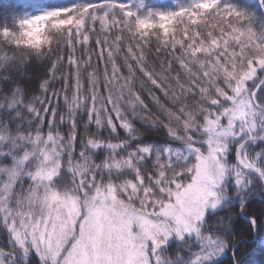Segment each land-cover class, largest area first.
Returning a JSON list of instances; mask_svg holds the SVG:
<instances>
[{
	"label": "snow or ice",
	"instance_id": "obj_1",
	"mask_svg": "<svg viewBox=\"0 0 264 264\" xmlns=\"http://www.w3.org/2000/svg\"><path fill=\"white\" fill-rule=\"evenodd\" d=\"M9 10L14 22L0 25L9 73L0 75V264H264V0H190L170 12L144 0H13ZM54 33L73 52L104 34V92L95 70L84 88L69 56L71 95L61 75L48 97L63 51ZM125 42L127 75L114 59ZM153 44L160 73L147 65ZM30 51L49 54L31 98L10 72ZM60 94L67 117L52 105Z\"/></svg>",
	"mask_w": 264,
	"mask_h": 264
},
{
	"label": "trees",
	"instance_id": "obj_2",
	"mask_svg": "<svg viewBox=\"0 0 264 264\" xmlns=\"http://www.w3.org/2000/svg\"><path fill=\"white\" fill-rule=\"evenodd\" d=\"M13 0H0V25L11 24L14 22L16 16L14 11L9 10V5L12 4ZM78 0H51L53 6H61L67 7L77 3ZM94 3L103 4L106 3L107 0H93ZM234 3L240 6H246L247 3H255L256 0H233ZM144 3L147 7L154 11L159 12H170L175 11L178 7L183 5H188L190 0H144ZM102 14V13H101ZM97 29H99V24L96 25ZM104 39V34L93 35L90 38V41L81 46V44L77 43L75 45V51L73 52L71 49L65 48L63 45L64 37L59 33H54L50 39L53 41V47H61L63 51L60 52L61 60L57 65L59 71L56 73L57 79L54 81H50V87L48 92V97L51 98L52 91L60 92V90L64 86V82L60 79L61 75L67 78L68 84L70 85L69 95H71V90L75 87V65H70L68 62L69 56H74L77 60H79L81 65V83L84 85V88L88 87V73L95 70L97 72L98 78L100 79L99 90L104 92V84H103V71L105 66L109 72H111V63L107 61V53L110 50L107 45L101 49L100 45L96 44L97 39ZM155 39V38H153ZM109 41H111V37H109ZM32 43L37 44L39 40L33 36ZM127 43L122 46V51L119 53H114V59L118 65L121 66V72L124 75H127V68L123 67V57L126 53ZM103 50L104 56L100 57V53ZM27 56L33 57L27 63L19 65V69L16 67H12L10 69L12 77L20 83L21 87L25 88L29 93V98L31 96H40L42 89H40L39 85L42 84L47 77L49 72V60L47 56L48 53L39 54L36 52H26L24 53ZM9 56H12L11 52H8ZM55 55L52 56V60H55ZM163 59V56L156 57L155 54V44L152 45V52L148 55L147 65L150 69L154 70L156 73L161 72V64L160 60ZM84 60H89V66L84 65ZM86 68V71L84 70ZM9 73L4 72L3 69H0V75H8ZM141 74L137 71V76ZM0 86H3L0 84ZM153 91H156L153 89ZM156 95H161L160 92L156 91ZM145 102L152 107L147 94H144ZM52 105L59 109L60 114L65 115L67 117V108L64 104L63 94H60L57 98L52 99ZM37 108L41 107L39 104L36 105ZM153 111L156 109L153 107ZM51 116L49 114L45 119H50ZM59 117H57L58 119ZM78 120L86 119V116L81 114L77 117ZM118 123V122H117ZM137 126L146 127L140 124L137 121ZM63 132H67L68 125L67 123L60 126ZM78 131H82V124L79 125ZM92 131H95V127L92 126ZM123 130H121L122 132ZM79 151V147L77 148V152ZM234 158L230 159V163H234ZM260 201H254L253 207L259 208ZM6 244V238L3 233H0V248L4 247ZM6 250V249H5ZM226 260L227 257L225 256Z\"/></svg>",
	"mask_w": 264,
	"mask_h": 264
}]
</instances>
